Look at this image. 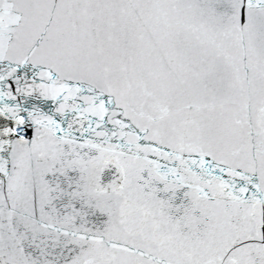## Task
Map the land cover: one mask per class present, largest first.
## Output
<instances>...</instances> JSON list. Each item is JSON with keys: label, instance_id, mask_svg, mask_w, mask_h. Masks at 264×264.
Here are the masks:
<instances>
[{"label": "snow or ice", "instance_id": "1", "mask_svg": "<svg viewBox=\"0 0 264 264\" xmlns=\"http://www.w3.org/2000/svg\"><path fill=\"white\" fill-rule=\"evenodd\" d=\"M0 264H264V0H0Z\"/></svg>", "mask_w": 264, "mask_h": 264}]
</instances>
